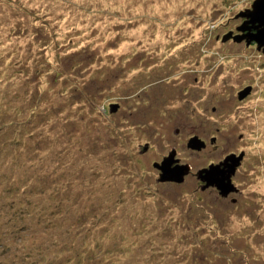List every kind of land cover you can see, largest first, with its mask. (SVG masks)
Segmentation results:
<instances>
[{
    "label": "rangeland",
    "instance_id": "obj_1",
    "mask_svg": "<svg viewBox=\"0 0 264 264\" xmlns=\"http://www.w3.org/2000/svg\"><path fill=\"white\" fill-rule=\"evenodd\" d=\"M252 2L0 0V264H264ZM241 150L230 198L200 188Z\"/></svg>",
    "mask_w": 264,
    "mask_h": 264
},
{
    "label": "water",
    "instance_id": "obj_2",
    "mask_svg": "<svg viewBox=\"0 0 264 264\" xmlns=\"http://www.w3.org/2000/svg\"><path fill=\"white\" fill-rule=\"evenodd\" d=\"M241 15L246 16L247 20L241 26L240 30H246L245 34L232 35L234 40H240L245 38L246 43L255 41L258 48L263 46L264 49V0H253L251 8H248ZM231 36V33L223 35V40ZM250 86L245 87L243 91H239V98H242L248 91ZM117 105H112L115 109ZM203 140L193 135L188 140V145L194 148H201L203 146ZM174 151L170 152L169 156H166L161 162H153L157 168H159L160 181L174 180L177 182L183 181L184 175L189 170L188 164H176L171 166L173 160ZM243 156V152H240L234 157L232 155L226 156L221 162L217 164H210L207 168H201L197 171V175L205 181V185L213 184L216 185L220 193L225 195L230 190L236 189L231 181V175L235 172L237 165Z\"/></svg>",
    "mask_w": 264,
    "mask_h": 264
},
{
    "label": "flooded vegetation",
    "instance_id": "obj_3",
    "mask_svg": "<svg viewBox=\"0 0 264 264\" xmlns=\"http://www.w3.org/2000/svg\"><path fill=\"white\" fill-rule=\"evenodd\" d=\"M247 94H249V93H247ZM243 98V97H242ZM242 98H239V99H242ZM175 131H177V129H175ZM192 137V136H191ZM201 140H203V139H201ZM211 141H214V137H211ZM203 146L201 147V148H203L205 145H206V143H205V141L203 140ZM200 148V149H201ZM173 150V149H172ZM240 152H243V156H242V158H241V160H240V163L237 165V167H236V169H235V172L231 175V181L233 180V177H234V175H235V173H236V171H237V169L240 167V165H241V163H242V161H243V158H244V151H239V152H235V151H231L229 154H226V156L228 155V156H230V155H232L233 157L235 156V155H238ZM168 154H169V152H168ZM166 156H169V155H164L163 157H162V159L159 161V162H161ZM225 156V157H226ZM224 157V158H225ZM173 158L175 159V157L173 156ZM223 158V159H224ZM223 159H221V160H219V161H217V162H210L209 163V165L210 164H217V163H219V162H221ZM153 162H155V161H153ZM157 162V161H156ZM177 162L178 161H173L172 163H171V166H174V165H176L177 164ZM203 168H207V167H203ZM188 173H190V168H189V170H188V172H187V174ZM187 174H185V175H187ZM185 175H184V177H183V180H184V178H185ZM196 177H197V179L200 181V188L202 189V190H205V189H208V190H212V191H214V192H216L217 194H218V196L219 197H221L222 199L224 198V199H228V198H230V196H231V193H233V192H236V191H230V192H228L227 194H225V195H223V194H221L220 193V191H219V189L217 188V186L216 185H213V184H209V185H206V186H204L205 185V181H203L197 174H196ZM169 181H171V182H177V181H173V180H169ZM182 182V181H181ZM180 183V182H179ZM232 183L234 184V186L236 187V188H238L236 185H235V183L232 181ZM231 201H234V197H231Z\"/></svg>",
    "mask_w": 264,
    "mask_h": 264
}]
</instances>
